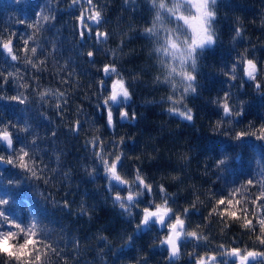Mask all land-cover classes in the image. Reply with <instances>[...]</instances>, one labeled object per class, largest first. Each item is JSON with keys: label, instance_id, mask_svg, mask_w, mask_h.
Masks as SVG:
<instances>
[{"label": "trees", "instance_id": "obj_1", "mask_svg": "<svg viewBox=\"0 0 264 264\" xmlns=\"http://www.w3.org/2000/svg\"><path fill=\"white\" fill-rule=\"evenodd\" d=\"M95 2L103 9L106 20L102 29L112 33L104 46L95 45L93 39L81 41L76 17L84 6L82 4L73 5L72 0H0V33L4 35L9 32L20 36L30 34L31 30L20 21L31 23L33 14L42 8L46 12L51 9L48 14L55 17L44 25L36 37L39 44L38 56L47 59L45 71L35 73L23 63L14 64L0 54V71L18 72L32 83V88L27 92L18 87L23 80H10L0 89V95L12 96L19 91L24 92L27 97L25 104L0 100V124L11 121L18 127L27 125L30 129L27 138H38L36 149L39 157L49 168L58 169L53 186L29 180L19 170L0 164V199L9 201L6 209L9 215L41 221L63 248V255L70 258L68 264H137L138 261L143 264L142 257H147L148 264H167L166 249L158 246L159 229L139 233L131 247L122 246V237L131 234L134 222L130 226L126 218L120 215V209L106 201L102 176L90 181L84 174L82 165L91 163L87 159L88 150L84 147L85 134L81 133L76 138L68 129L69 122L76 119L78 107L83 110L79 117L82 122L88 120L97 127L101 126L104 114L96 107L97 81L101 78L98 69L112 60L111 55L103 49L116 48L122 33L127 31L129 25L139 30L150 18L146 0H135V3L127 4L124 0ZM216 11L215 28L218 41L209 50L211 54L200 62L199 95L189 98V106L196 113L195 127H186L185 122L165 111L168 105L162 101L167 95L164 87L154 88L150 83L155 70L147 54L149 45L146 41L142 38L126 41L124 53L127 54L121 53L117 60L118 67L126 78L130 79L138 72L145 73L141 81L132 85L133 98L128 106V111L135 112L137 119L126 121L123 126L118 121L116 136H125L128 146L135 141V151L130 153L132 157L151 153L153 148L159 151V161L142 156L141 166L150 178L159 180L162 175H166L170 170L167 165L176 166L180 153L189 144L193 150L190 153L192 162L187 175L197 187H215L219 190L226 183H243L246 179L264 172V141L247 137L237 146L239 142L214 132L213 125L218 117L215 115L216 106L211 103L218 93L222 94L232 83L227 80L224 72L231 67L238 53L247 48L257 60L264 62V0H218ZM238 25L244 29V38L233 41L234 29ZM97 47L101 50L94 56L96 63L93 65L84 53ZM34 75L39 76L38 82L33 79ZM237 76V86L231 91L234 99L243 101L244 107V115L240 117L242 122L237 130L250 126L259 127L264 124V94L258 92L250 81L245 82L241 88L239 69ZM62 79L69 83H62ZM49 88H59L66 92L69 104L65 106L64 119L57 115L54 97H45L42 101L37 95L38 91ZM85 127L88 125L85 124ZM12 130L17 137L24 138V133ZM53 131L56 132L55 136L52 135ZM101 132L106 138H111L108 130L101 128ZM213 142L219 146L220 154L226 152L228 156V168L221 173V180H216L211 172L207 176L203 174L204 165L211 163L214 157L212 153L205 157L202 152L205 146H211ZM2 149L3 146L0 145V154H8ZM125 154L129 155L128 147ZM57 156H60L59 161ZM134 163H137L135 159L126 160L125 169L130 172ZM157 167L164 171H157ZM69 169L70 176L65 180L62 173ZM9 180L13 183L9 184ZM206 180L208 183H204ZM212 181H216L215 185ZM167 183L171 191H176L171 187V181ZM49 193L51 199H45ZM187 195L185 190H180L181 200ZM63 199L72 202L71 214L67 209L53 203ZM81 202L94 209L91 220L87 216L78 215V205ZM207 212L208 207L202 206L200 216H193L190 225L202 223L201 216L207 215ZM203 231L209 235V242L207 245L201 243L196 255H202L207 248L216 252L218 259L232 264L229 257L219 255L223 251L219 248L220 244L226 248L236 246L264 250V245H259L255 237L241 229L238 223L222 231L221 225L215 223L214 218L209 228ZM99 236L108 237L110 246L102 247L103 241L98 239ZM76 240L80 241L78 249L74 246ZM183 251L193 252V244L188 243ZM176 264H194V261L184 255Z\"/></svg>", "mask_w": 264, "mask_h": 264}, {"label": "snow or ice", "instance_id": "obj_2", "mask_svg": "<svg viewBox=\"0 0 264 264\" xmlns=\"http://www.w3.org/2000/svg\"><path fill=\"white\" fill-rule=\"evenodd\" d=\"M135 3V0H124V3ZM218 0H146L150 18L145 22L142 29L137 30L129 25L127 31L122 33L116 48H104L110 54L112 60L104 63L98 69L101 78L97 81L98 102L97 109L101 111L103 123L97 127L95 123L80 120L83 110L79 107L76 111V119L69 122L68 129L79 138L81 133L85 134L84 147L88 150L91 163L82 165L84 174L90 181H95L102 176L104 180L105 199L110 201L114 208L120 209V215L125 217L129 225L134 222L131 234H125L122 246L131 247L139 233L151 232L159 229L158 246L166 249L167 264H176L184 255L194 261V264H227V261L218 259L216 252L205 248L202 255H196L201 243L207 245L209 235L204 229H208L214 222L221 225V230L230 228L232 224L238 223L241 229L246 230L250 236L255 237L259 245H264V172L259 176H252L239 184H225L217 190L215 187L204 189L191 183V177L187 175L191 166L192 146L189 144L185 151L180 153L177 165H167L170 169L166 175L159 180L150 178L141 166L142 156L149 160L160 159V153L153 148L151 153L132 157L135 151V141L131 146L127 145L125 136H116L117 122L123 126L124 122L135 121L137 114L129 112V102L133 98L132 85L145 73L138 72L126 78L117 64L120 54L127 47L126 41L143 39L149 45L148 57L152 61L155 74L151 78L154 88L164 87L167 95L162 98L163 103L168 106L165 111L170 116H175L185 126L195 127L196 113L189 106V98L199 95L201 85L199 83L201 60L210 55V49L217 44L218 36L215 28L217 18L216 5ZM73 5L82 4L77 19V32L81 41L86 42L93 39L95 45L104 46L108 43L112 33L103 30L102 25L106 23L103 9L95 0H72ZM51 9L46 12L40 9L33 14V21L28 23L21 20L31 30L30 34L20 36L15 32L7 35L0 33V54L4 55L14 64L23 63L26 68H31L35 73L46 70L47 59L38 56L39 44L37 35L44 25L55 17L50 15ZM233 41L242 40L244 29L237 26L234 29ZM134 34V35H133ZM19 41V43H17ZM101 48L89 49L84 53L88 60L94 65V56ZM125 55L127 53H124ZM241 74L240 87L245 82H252V86L264 94V62L255 58L245 48L237 54L231 67L224 72L225 77L232 83L224 89L222 94L211 101L216 106L218 119L213 125V131L243 143L247 137H255L264 141V124L259 127L250 126L247 129L237 130L242 122L240 117L244 115L243 101L234 99L232 88L236 87L237 73ZM39 81V76H33ZM10 80H23L19 88L25 92L32 88V83L20 76L18 72L0 71V89L8 84ZM62 83L68 84V80ZM37 95L43 101L45 97H54V107L61 119L65 118V106L69 104L66 92L57 88L38 91ZM7 99L19 104H25L27 97L24 92L16 95H0V100ZM85 124L88 127H85ZM228 126V127H226ZM101 128L109 131L111 138L108 139L101 132ZM17 132L24 133V138L17 137ZM30 129L27 125L18 127L9 121L0 124V145L8 154H0V164L11 166L24 173L29 180L39 181L44 185H55L56 172L58 169L49 168L39 157L36 149L37 139H28ZM55 136L56 132L53 131ZM126 147L129 155L125 154ZM212 153L211 163L205 164L203 174L209 172L216 180L223 179L221 173L228 168V156L220 154L219 146L213 142L211 146H205L202 155L207 157ZM57 161L60 156L56 157ZM135 159L131 171L125 169V161ZM157 171L164 169L157 167ZM71 169L62 173L63 179L67 180ZM167 181H171V191ZM13 181L9 180V184ZM208 183V181H204ZM216 181H212L215 185ZM187 192V196L181 200L180 190ZM43 195V194H42ZM67 195V194H66ZM51 199V193L45 197ZM64 209L72 211V202L63 199L53 201ZM208 207L207 215L201 216L202 223L190 225L193 216H200L202 206ZM9 206L7 199H0V264H68L69 257L63 255V248L55 241L50 231L36 218L20 219L8 214ZM78 215L87 216L92 219L94 209L81 202L78 205ZM103 246H110L109 238L99 236ZM188 243L193 244V252L185 253L183 249ZM78 249L80 241H74ZM223 249L219 255L227 256L232 264H251L257 261L264 264V250L256 251L249 248L228 247L220 244ZM143 264H148L147 257H142ZM137 264H141L140 261Z\"/></svg>", "mask_w": 264, "mask_h": 264}, {"label": "water", "instance_id": "obj_3", "mask_svg": "<svg viewBox=\"0 0 264 264\" xmlns=\"http://www.w3.org/2000/svg\"><path fill=\"white\" fill-rule=\"evenodd\" d=\"M257 261H252L251 264L256 263Z\"/></svg>", "mask_w": 264, "mask_h": 264}]
</instances>
